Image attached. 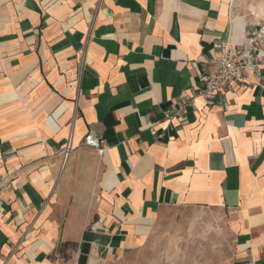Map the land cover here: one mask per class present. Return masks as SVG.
<instances>
[{
	"label": "crops",
	"instance_id": "crops-1",
	"mask_svg": "<svg viewBox=\"0 0 264 264\" xmlns=\"http://www.w3.org/2000/svg\"><path fill=\"white\" fill-rule=\"evenodd\" d=\"M263 20L264 0H0V264H96L179 207L227 213L226 264H264V69L196 95Z\"/></svg>",
	"mask_w": 264,
	"mask_h": 264
},
{
	"label": "rangeland",
	"instance_id": "rangeland-1",
	"mask_svg": "<svg viewBox=\"0 0 264 264\" xmlns=\"http://www.w3.org/2000/svg\"><path fill=\"white\" fill-rule=\"evenodd\" d=\"M227 217L210 209L164 210L136 233L133 246L96 264H226L233 253Z\"/></svg>",
	"mask_w": 264,
	"mask_h": 264
},
{
	"label": "built area",
	"instance_id": "built-area-1",
	"mask_svg": "<svg viewBox=\"0 0 264 264\" xmlns=\"http://www.w3.org/2000/svg\"><path fill=\"white\" fill-rule=\"evenodd\" d=\"M217 57L206 58L209 64H215L213 71L201 73L198 78L199 86L196 95L207 102H212L215 97L225 92L230 85L235 84L240 88L260 86L261 73L264 69V20L246 32L244 41L238 46L227 42L215 45ZM249 78L252 81H249ZM184 108L165 112L166 120L184 115ZM151 134H156L152 131ZM86 148L102 155L107 146L105 142L94 133H87L83 139ZM69 143L65 149L70 151Z\"/></svg>",
	"mask_w": 264,
	"mask_h": 264
}]
</instances>
